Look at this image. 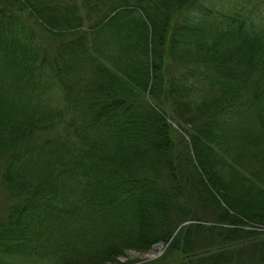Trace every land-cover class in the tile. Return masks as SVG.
<instances>
[{"label": "trees", "instance_id": "trees-1", "mask_svg": "<svg viewBox=\"0 0 264 264\" xmlns=\"http://www.w3.org/2000/svg\"><path fill=\"white\" fill-rule=\"evenodd\" d=\"M0 188V264H105L184 218L263 220L264 0H0ZM197 224L184 264L227 263L189 257Z\"/></svg>", "mask_w": 264, "mask_h": 264}, {"label": "rangeland", "instance_id": "rangeland-1", "mask_svg": "<svg viewBox=\"0 0 264 264\" xmlns=\"http://www.w3.org/2000/svg\"><path fill=\"white\" fill-rule=\"evenodd\" d=\"M77 2L81 4V0H77ZM91 20H84L83 27L81 29H87L88 24H90ZM45 27H47L49 30L54 32L60 31L58 28L48 27L46 24H44ZM52 33V34H53ZM40 38H43V40L48 44L49 46L53 47L55 44L54 38L51 34L44 30H40ZM170 64H165L164 67V74L170 75ZM168 106V105H167ZM167 109H170V106L167 107ZM173 116V113L167 112V120H169V116ZM173 127L172 131V139L174 140V144L176 146L177 150L183 151V148L181 146L183 145V140L185 141V147H189V152L191 158L195 162L193 149H191L192 143H190V138L188 136L187 131H190L189 125L184 124L183 129L180 128L176 123H173V120L168 121ZM228 165L230 164V161L228 162ZM185 170V169H184ZM186 171V170H185ZM214 185L218 187L220 185L219 182H214ZM215 190L216 188L213 187ZM3 189L0 188V201H2L5 195ZM219 199V198H217ZM220 200V199H219ZM199 203V202H197ZM222 203V202H221ZM192 209H196L197 207L195 204L189 203ZM224 205V204H223ZM196 207V208H195ZM197 212L201 215H210L206 210H199L201 208H197ZM247 211V209H246ZM232 218L228 220H215L212 217L209 218H198V219H187L184 218L181 221H179L178 224L174 225V228L169 232L170 234L168 237L166 236V239H162L159 241L154 242L150 249L147 250H141L138 248H132L127 247L123 249V252L120 254H117V256H114L113 260L108 261L105 264H184L189 261L190 258L186 260V257L181 254L180 247L178 246V243L180 242V239L177 241L178 243L175 245L174 242L176 238L178 239L180 237V234H187L189 227L182 231L184 227L191 223H198L195 229L191 230V233H194V237L199 239L200 241L195 243L194 253H197L196 255L193 252L192 248H189L188 254H190L189 257L196 259V256L201 255V253H209V252H215L217 250H225L226 252H229L231 255V258L227 263L225 264H264V249L262 247L258 250L257 254L253 251V245L257 246H264V244H261L262 240H264V219H259L255 217H248L246 214H242L241 212H231ZM225 227H231V228H239V230L242 231L241 236L237 237L235 239L230 240V242L222 244L220 240H215L213 242V246L211 247L206 244L205 237L208 232H215L217 230H220ZM201 229V230H199ZM181 231V232H180ZM205 233V234H204ZM253 237V238H252ZM173 249L169 251V246L173 245ZM202 243V245L199 247L198 245ZM157 243L162 244L161 247H154ZM222 247V248H221ZM208 250V252H203ZM197 251V252H196Z\"/></svg>", "mask_w": 264, "mask_h": 264}, {"label": "water", "instance_id": "water-1", "mask_svg": "<svg viewBox=\"0 0 264 264\" xmlns=\"http://www.w3.org/2000/svg\"><path fill=\"white\" fill-rule=\"evenodd\" d=\"M162 246V244H160V243H157L154 247H161Z\"/></svg>", "mask_w": 264, "mask_h": 264}]
</instances>
